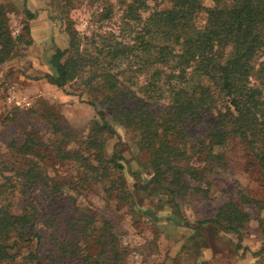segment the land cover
Returning <instances> with one entry per match:
<instances>
[{
  "label": "trees",
  "instance_id": "16d2710c",
  "mask_svg": "<svg viewBox=\"0 0 264 264\" xmlns=\"http://www.w3.org/2000/svg\"><path fill=\"white\" fill-rule=\"evenodd\" d=\"M96 1L102 5L99 21L108 20L112 4ZM167 1L170 8L153 10L143 18L148 0H121L117 34L83 36L66 19L68 47L55 50L50 59L54 74L45 78L59 89L81 82L100 108V121H93L88 135L80 138L55 120L49 144L36 136L12 143L10 153L0 154L1 164L6 166L15 154L23 156L16 174L26 185L39 183L50 194H63L80 187L56 172L49 175L43 161L50 157L72 163L81 170V182L102 185L107 196L132 210L125 162L121 156L106 155L107 138L114 134L105 119L107 111L112 121L134 133L138 149L148 157L150 183L171 200L191 191L207 196L213 183L208 174L222 164L231 138L253 158L264 182V60L256 63L264 55V0H211L210 6L204 0ZM8 12L0 4V65L13 57L22 41L11 35ZM26 16L32 18L31 13ZM23 30L28 32L27 27ZM134 76L139 81L132 82ZM199 124L206 126V135L192 142L186 130ZM195 158L207 165L197 167ZM9 195L7 183H0V264H121L123 254L110 223L97 226L92 216L78 211L70 196L64 195L70 200L67 209L76 217L67 219L66 229L81 236L83 247L78 239L36 232L40 221L45 232L61 227V209L40 220L32 206L13 212ZM244 205L261 210L264 199L241 193L227 197L214 216L198 221L197 227L214 225L240 235L250 220ZM30 243L35 244L33 251L19 257L17 248Z\"/></svg>",
  "mask_w": 264,
  "mask_h": 264
},
{
  "label": "rangeland",
  "instance_id": "374dc122",
  "mask_svg": "<svg viewBox=\"0 0 264 264\" xmlns=\"http://www.w3.org/2000/svg\"><path fill=\"white\" fill-rule=\"evenodd\" d=\"M109 1L112 16L99 21L97 15L102 5L96 0H0V4L9 10L11 35L22 37L13 57L0 65V154L10 153V144H21L30 136L49 144L54 138L51 125L55 120L80 138L88 135L93 121H100L97 112L100 108L93 105V98L81 82L75 81L59 89L45 76L54 74L50 59L55 50L68 47L66 19H70L72 27L83 36L94 32L118 33L124 6L121 0ZM147 4L149 9L141 13L143 18L153 10L171 6L167 0H148ZM204 4L210 6L212 2L204 0ZM27 12L32 14L31 19L27 18ZM24 27L28 28L27 33ZM24 41L29 44H22ZM229 52L227 48V56ZM263 60L264 55L256 59V63ZM135 81L139 80L134 76L132 82ZM8 91H13L18 100L27 102L28 106L7 103ZM104 115L114 130L106 141V155L121 156L125 162L132 210L107 196L102 185L81 182V170L76 169V165L60 163L50 157L43 161L49 175L54 176L56 172L60 179L67 177L73 187L80 188L50 194L49 189L39 183L26 185L16 174L23 156L15 157V154L6 166L0 162V183H7L8 201L13 212L32 206L42 220L49 212L61 209V227L47 228L45 232L40 221L36 232L43 236L55 232L81 243V236L66 229L67 219L72 215L76 217V212L67 209L70 200L66 201L64 195L70 196L78 211L92 216L97 226L104 221L110 223L123 254L121 264H264V209L244 205L250 220L240 235L214 225L197 227L198 221L213 217L216 208L227 197L235 198L241 193L250 199H264V182L258 167L237 139H229L223 149L222 164L210 173L212 175L208 174L213 183L207 188L205 198L191 191L182 198L171 200L163 189L150 183L148 157L138 149L134 133L112 121L107 111ZM186 131L192 142L207 132L203 124L190 126ZM71 146L77 147V144ZM36 151L44 154L42 150ZM29 158L36 159L32 155ZM12 162L15 165L10 164ZM193 163L197 167L207 165L206 162L199 164L196 158ZM34 246V243L23 244L16 253L24 257Z\"/></svg>",
  "mask_w": 264,
  "mask_h": 264
},
{
  "label": "built area",
  "instance_id": "2783aa9c",
  "mask_svg": "<svg viewBox=\"0 0 264 264\" xmlns=\"http://www.w3.org/2000/svg\"><path fill=\"white\" fill-rule=\"evenodd\" d=\"M15 32H17V30H15ZM6 101L9 104H15L17 106H19L20 104L26 105L28 106V103H22L21 101L18 100L17 96L13 93V91H8L7 95H6Z\"/></svg>",
  "mask_w": 264,
  "mask_h": 264
}]
</instances>
